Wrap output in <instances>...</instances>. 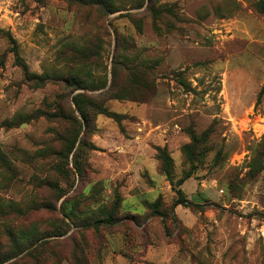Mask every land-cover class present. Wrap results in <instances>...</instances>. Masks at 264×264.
<instances>
[{"label":"rangeland","instance_id":"1","mask_svg":"<svg viewBox=\"0 0 264 264\" xmlns=\"http://www.w3.org/2000/svg\"><path fill=\"white\" fill-rule=\"evenodd\" d=\"M102 1L0 0V264H264V0Z\"/></svg>","mask_w":264,"mask_h":264},{"label":"trees","instance_id":"2","mask_svg":"<svg viewBox=\"0 0 264 264\" xmlns=\"http://www.w3.org/2000/svg\"><path fill=\"white\" fill-rule=\"evenodd\" d=\"M100 2V4H103V1L102 0H96V2ZM139 63L136 62L135 65L133 67H130L131 68V79H132V84L135 85L136 87L138 88H141L143 85H142V82L141 80L139 79L138 77V69H139ZM129 71V70H128ZM130 72V71H129ZM116 79H117V74L114 73V83L113 85L111 86L110 89H108V93L111 97V100H127V98H125L122 94H116L117 92V84H116ZM73 82V80H72ZM73 85L75 86V90L76 89H91L93 90V87H89L88 85H85L83 84L81 81L75 79L74 80V83ZM263 92V91H262ZM262 92L260 93L259 95V101L261 100V96H262ZM150 97V96H149ZM87 97L85 96H77L74 101H75V104L77 105L78 109L80 110V112L82 113L83 117H84V120L85 122L87 123L89 121V110H93V111H96L99 112L98 113V116L99 115H103V114H106L108 115L109 117H112L114 119H118L120 120L123 115H120V114H117V113H113L111 112L110 110L100 106V105H96L94 103V101H92L91 99H86ZM129 101H136V100H129ZM146 101H139L140 104H144ZM79 131H77L75 137L70 141V144H71V148H70V152L75 148V145L78 143V136H79ZM211 129L210 130H207L205 132V135L206 136H209V134L211 133ZM195 136V135H194ZM196 138V136H195ZM202 141V137L200 139H196V143H197V148H198V145L199 143ZM187 148V147H185ZM168 149L166 148L165 149H159V153H160V156L164 162V165H165V169L168 173V175H170V179H171V173H172V169H173V160L169 154V151H167ZM187 152H188V155L191 156V151L189 149H187ZM188 177H185L181 182L185 181ZM178 194H179V199L176 201V203L173 205L172 209H171V212L172 214L175 213V208L180 206V205H183L185 207H191V206H194L189 200H187L185 198V195L183 193V191L180 189L178 191ZM71 217V215H69ZM114 217L111 215L108 219H101L95 223H93L91 226H94L95 228H99L103 225H113L114 222Z\"/></svg>","mask_w":264,"mask_h":264}]
</instances>
